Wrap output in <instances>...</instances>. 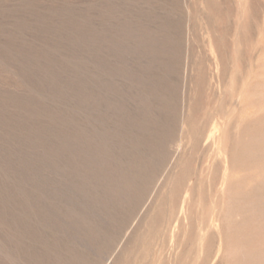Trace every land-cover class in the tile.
Masks as SVG:
<instances>
[{
    "label": "rangeland",
    "instance_id": "374dc122",
    "mask_svg": "<svg viewBox=\"0 0 264 264\" xmlns=\"http://www.w3.org/2000/svg\"><path fill=\"white\" fill-rule=\"evenodd\" d=\"M136 29L146 30L141 40L132 35ZM162 61L178 70L170 72L180 96L173 143L167 156L150 159L158 169L139 189L145 198L133 212L112 206L101 178L93 172L89 182L93 173L84 166L140 165L126 131V72L151 64L146 73L154 76ZM88 93L92 104L83 101ZM93 186L102 199H90ZM0 221V264H264V0H0ZM96 221L100 236L85 239L83 225Z\"/></svg>",
    "mask_w": 264,
    "mask_h": 264
},
{
    "label": "bare ground",
    "instance_id": "6f19581e",
    "mask_svg": "<svg viewBox=\"0 0 264 264\" xmlns=\"http://www.w3.org/2000/svg\"><path fill=\"white\" fill-rule=\"evenodd\" d=\"M145 3H147V2H145ZM150 3V2H149ZM151 4V3H150ZM153 6V5H152ZM150 7V6H149ZM132 9V8H131ZM120 10V9H119ZM117 11V10H116ZM132 11V10H131ZM131 11H130V13H131ZM149 11V10H148ZM145 12V11H144ZM153 12V11H152ZM117 13H118V11H117ZM134 13V12H133ZM149 13V12H148ZM138 14V13H137ZM137 14H136V16L135 17H137ZM144 14V13H143ZM142 14V15H143ZM81 15V14H80ZM141 15V16H142ZM148 15V14H147ZM145 17H149V16H145ZM115 18H117V17H115ZM115 18H112V19H115ZM133 18V17H132ZM131 18V19H132ZM162 18V17H161ZM122 20H125L126 21V19H124V18H121ZM121 19H119L118 21H120ZM147 19V18H146ZM74 20H75V18H74ZM134 20V19H133ZM116 22V23H119V22ZM164 21V20H163ZM170 21V20H169ZM168 20H167V22H169ZM72 22V21H71ZM75 22L76 21H74V24H75ZM110 22H112V21H110ZM114 22V21H113ZM121 23H123L122 21H120ZM62 23H64V22H62ZM126 23V22H125ZM66 24V23H65ZM81 24V23H80ZM79 23H78V25H80ZM86 24V23H85ZM90 24V23H89ZM127 24H128V22H127ZM149 23L147 22V25H148ZM170 24H171V22H170ZM169 24V25H170ZM77 25V24H76ZM75 25V26H76ZM78 25H77V27H78ZM120 25V24H119ZM129 26H130V24H128ZM128 25L126 26V25H124V26H126L127 28H125V30H128ZM136 26L137 24H132V26ZM146 25V24H145ZM144 25V26H145ZM173 25V24H172ZM88 26V25H87ZM90 26V25H89ZM92 26V25H91ZM115 26V25H114ZM171 26V25H170ZM63 27V26H62ZM71 28L73 27V26H70ZM80 27V26H79ZM81 27H82V25H81ZM112 27H113V24H112ZM138 27H140V25L138 26ZM141 27H143V26H141ZM148 28H149V26H147ZM152 27H154V26H152ZM172 27V26H171ZM83 28V27H82ZM95 28V27H94ZM132 28V27H131ZM135 28V27H134ZM134 28H133V30H134ZM158 28V27H157ZM66 29H67V27H66ZM79 28H77V30H78ZM81 29V28H80ZM78 30V31H81V30ZM115 29H117V28H115ZM120 29H121V27H120ZM119 28H118V30H120ZM154 30H156L155 28H153ZM159 29V28H158ZM157 29V30H158ZM168 29H169V27H168ZM70 30H72V29H70ZM96 30V29H95ZM104 30V29H103ZM114 30V29H113ZM117 30V31H118ZM124 30V31H125ZM130 31H131V29H129ZM128 30V31H129ZM149 30V29H148ZM163 30V29H162ZM161 30V31H162ZM82 31H84V30H82ZM105 31V30H104ZM103 31V32H104ZM115 31V30H114ZM121 31H123V30H121ZM121 31H118L119 33L121 32ZM146 31V30H145ZM145 31H137V29L135 30V31H132V35H133V37L134 38H136V39H139V40H141L140 38H142L143 37V34H144V32ZM164 31V30H163ZM171 31V30H170ZM86 32V31H85ZM107 32V31H106ZM118 32H116V33H118ZM159 32H160V30H159ZM165 32H167V31H165ZM173 32V31H172ZM72 33V32H71ZM70 33V34H71ZM88 33V35L89 34H91V31H89V32H87ZM100 33V32H99ZM121 33H123V32H121ZM129 33V32H128ZM78 34V33H77ZM97 34V33H96ZM107 34V33H106ZM152 34V33H151ZM150 34V35H151ZM157 34H158V32H157ZM162 34V33H161ZM71 35H74L73 33L71 34ZM95 35V34H94ZM100 35H102L101 33H100ZM159 35V34H158ZM169 35H170V33H169ZM76 35H74V37H75ZM82 36H85V35H82ZM81 36V37H82ZM87 36V35H86ZM90 36V35H89ZM89 36H87V37H89ZM109 36V35H108ZM122 36V35H121ZM124 36H125V34H124ZM164 36H165V34H164ZM174 36V35H173ZM73 37V36H72ZM80 37V36H79ZM78 37V38H79ZM149 37V36H148ZM91 38V37H90ZM89 38V39H90ZM94 38H99V35H98V37H97V35H96V37H94ZM102 38V37H101ZM129 38V37H128ZM75 39V38H74ZM81 39V38H80ZM91 39H93V38H91ZM100 39V38H99ZM110 39V38H109ZM118 39V38H117ZM79 40V39H78ZM88 40V39H87ZM101 40V39H100ZM113 40V39H112ZM159 40V39H158ZM80 41H84V39L83 40H80ZM86 41V40H85ZM88 41H90V40H88ZM115 41V40H114ZM118 40H116L115 41V46H116V43H118L117 42ZM122 41V40H121ZM129 41V40H128ZM145 41V40H144ZM123 42V41H122ZM126 42V41H125ZM130 42V41H129ZM135 42V41H134ZM138 42H141V41H138ZM137 42V43H138ZM165 42V41H164ZM90 43V42H89ZM107 44H108V42H106ZM145 43V42H144ZM143 43V45H146V43L144 44ZM160 43V42H159ZM169 43V42H168ZM18 44V43H17ZM23 44V43H22ZM110 44V43H109ZM108 44V45H109ZM130 44V43H129ZM133 44V43H132ZM141 44V43H140ZM91 45V44H90ZM110 45H112L113 46V44H110ZM125 45H126V43H125ZM131 45V44H130ZM134 45V44H133ZM160 45V44H159ZM164 45H166V44H164ZM100 46V45H99ZM102 46V45H101ZM111 46V47H112ZM128 46V45H127ZM151 46H152V44H151ZM179 46V45H178ZM140 47V46H139ZM143 46H141V48H142ZM156 47H158V46H156ZM170 47V46H169ZM175 47V49H176V46H173V48ZM103 48V47H102ZM121 48V47H120ZM130 48V47H129ZM128 48V49H129ZM135 48V47H134ZM147 48V47H146ZM101 49V48H100ZM100 49H98V50H100ZM104 50H105V48H103ZM113 49V48H112ZM114 49H117L116 47L114 48ZM131 49V48H130ZM162 49H164L163 47H161V48H159V51H162ZM110 50V49H109ZM108 50V51H109ZM119 50V49H118ZM125 50V49H124ZM123 50V51H124ZM135 51L136 50H138V49H134ZM92 51V50H91ZM101 51H102V49H101ZM100 51V52H101ZM107 51V50H106ZM123 51H121V52H123ZM149 51V49L147 48V50L145 51V54H146V56L147 55H149V53H147ZM158 51V50H157ZM174 51V50H173ZM43 52V51H42ZM93 52V51H92ZM111 52V51H110ZM138 51H136V53H137ZM177 52V51H176ZM91 53V52H90ZM113 53V52H112ZM116 53H117V51H116ZM119 53H120V50H119ZM37 54V53H36ZM93 54V53H92ZM113 54H115V52L113 53ZM113 54H111V55H113ZM118 54V53H117ZM144 54V55H145ZM168 54V53H167ZM110 55V56H111ZM116 55V54H115ZM115 55H113V56H115ZM120 55H121V53H120ZM120 55H118V57L117 58H120ZM124 55V56H123ZM173 55H175V54H173ZM172 55V56H173ZM40 56V55H39ZM47 56V55H46ZM117 56V55H116ZM122 56L123 57H125V54H122ZM138 56H140V55H138ZM167 56H169L170 57V55H167ZM179 56V55H178ZM129 57V56H128ZM140 57H142V56H140ZM140 57H138V58H140ZM158 56H156V58H157ZM163 57V56H162ZM179 57H181V56H179ZM178 57V58H179ZM111 58V57H110ZM116 58V59H117ZM158 58H161V56H159ZM164 58H165V55H164ZM168 58V57H167ZM174 58H176V57H173V59ZM177 58V59H178ZM93 59H94V57H93ZM113 59V58H112ZM111 59V60H112ZM115 59V60H116ZM125 59V58H124ZM127 59V58H126ZM129 59V58H128ZM132 59H133V57H132ZM152 59H154V58H152ZM162 59V58H161ZM97 60V59H96ZM102 60H104L103 58H102ZM49 61V60H48ZM108 60H106L105 61V63L107 62ZM125 61V60H124ZM137 61V60H136ZM141 61H142V59H140V63H141ZM147 61V60H146ZM150 61H151V59H150ZM170 61V60H169ZM173 61H175V59L173 60ZM100 62V61H99ZM113 62H114V60H113ZM116 62V61H115ZM121 62V61H120ZM137 62H139V61H137ZM148 62V61H147ZM146 62V63H147ZM177 62V61H176ZM179 62H181V61H179ZM67 63V62H66ZM122 63V62H121ZM175 63V62H174ZM106 64H108V63H106ZM110 64H111V62H110ZM138 64V63H137ZM102 65V64H101ZM118 65V63L116 64V66ZM125 65V64H124ZM140 65V64H139ZM148 65L150 66L151 64H147V65H144L145 66V68H143V65H142V68L143 69H141V68H139L138 66H131L130 67V65H129V67H130V69H128L127 70V72H126V76H127V78H128V82H129V87H128V93L126 94L128 97V105H127V108H126V112H127V124H126V131H127V134H128V140H129V146H130V150H131V154H132V157L134 158V159H136L137 161H138V159H139V163H140V165H132L131 167H129L128 166V168H123V167H121V166H119L120 165V163H119V165H108V163H107V165H106V163L105 164H98V165H95V167L93 166L94 164H96V163H94V161H91L90 160V162H93V165L91 164V165H86V166H84L85 167V170L84 171H86L87 173H88V171H90V172H94L95 174H97V176H99L101 179H100V182H101V180L103 181V184H104V194H105V196H107V194L109 195V197L110 196H112L113 197V199L114 200H112L111 199V197H110V200H111V203H112V206H114V207H116L117 205H126V206H130V208H131V210L133 211V212H135L136 211V209H137V207H138V205L140 204V202L141 201H143L144 200V198H145V195H144V198H143V196L141 195V194H143V193H139L138 191H139V189L140 190H142L144 187H142V186H144V184H146L147 182H148V180H149V178H152L153 177V175H154V173L156 172V169H158L154 164L153 165H148V163H150V161H152V160H150L152 157H160L161 155H163V154H166L167 153V145L170 143L169 142V139H170V137H171V133H172V127H173V125H174V120H176L175 119V114L178 112V111H176V109H177V103L175 102L176 101V99H178V97H180V96H178L179 95V91H178V89H179V83H178V81H177V79L175 78V77H173L172 75H171V73L170 72H172L173 70H177L173 65H175V64H173L172 62L171 63H169V62H166V61H162V62H160V65H159V70H158V73H156V75H154V76H148L147 75V71H149L148 70ZM154 65V64H153ZM157 65V64H156ZM111 67H113L112 65H111ZM120 67H122V66H120ZM151 67H153L152 65H151ZM118 68V67H117ZM125 68V67H124ZM155 68V67H154ZM107 69V68H106ZM110 69V68H109ZM111 69H114V68H111ZM110 69V70H111ZM116 69V68H115ZM114 69V71L116 72V70ZM158 69V68H157ZM103 70H104V68H103ZM151 70V69H150ZM153 70V69H152ZM156 70V69H155ZM178 71V70H177ZM181 71V70H180ZM179 71V72H180ZM123 72H125V71H123ZM153 72V71H152ZM157 72V71H156ZM116 73H118V72H116ZM149 73V72H148ZM181 73V72H180ZM57 74V73H56ZM175 74V73H174ZM53 75V74H52ZM118 75V74H117ZM176 75V74H175ZM181 75V74H180ZM97 76V75H96ZM96 76H94V77H96ZM119 76V75H118ZM57 77V76H56ZM79 77V76H78ZM88 77H90V76H88ZM99 77V76H98ZM178 78H180L179 76H177ZM52 78H53V76H52ZM77 78V77H76ZM86 78V80L88 81V79H87V76L85 77ZM90 78H93V77H90ZM78 79V78H77ZM96 79V78H95ZM94 79V80H95ZM118 79V78H117ZM116 78L115 79H113L114 81L115 80H117ZM125 79V78H124ZM49 80V79H48ZM91 80V79H90ZM89 80V81H90ZM101 80V79H100ZM51 81V80H50ZM54 81V80H53ZM83 81V80H82ZM85 81V80H84ZM91 81H93V80H91ZM81 81H79V83H80ZM94 82V81H93ZM85 83H86V81H85ZM68 83H66L65 85L66 86H68L67 85ZM109 84V83H108ZM113 84V83H112ZM115 84H117V83H115ZM109 85H111V83L109 84ZM181 85H182V83H181ZM70 86H71V83H70ZM96 87V86H95ZM97 87H99V86H97ZM112 87V86H111ZM123 87V86H122ZM84 88V87H83ZM82 88V89H83ZM101 88H105V86L104 87H101ZM125 88V87H124ZM92 89H94L95 90V88H93L92 87ZM87 90V89H86ZM88 90H90L89 88H88ZM97 90V89H96ZM95 90V91H96ZM99 90V89H98ZM109 90H111V88L109 89ZM100 91V90H99ZM108 91V90H107ZM112 91V90H111ZM80 92H82V91H80ZM90 92V91H89ZM97 92V91H96ZM113 92H115V91H113ZM82 93H84V92H82ZM86 93H87V91H86ZM123 93V92H122ZM114 94V93H113ZM121 94V93H120ZM181 94V93H180ZM82 96H83V94H81ZM84 95H86V94H84ZM94 94H87L86 96H84V97H82L83 98V101H84V98H86L85 100L87 101V103L89 102V100H91L92 99V96H93ZM100 96H101V92H100V94H99ZM116 95H118V94H116ZM115 95V96H116ZM119 96V95H118ZM81 96H79V98H80ZM96 97H97V95H96ZM96 97H94V98H96ZM119 97H121L122 99H123V97H122V95L121 96H119ZM119 97H118V99H119ZM102 98V97H101ZM117 98V97H116ZM125 98V97H124ZM103 99V98H102ZM109 101H111L109 98H107ZM114 99V98H113ZM93 100V99H92ZM96 100V99H95ZM100 100V99H99ZM107 100V101H108ZM119 100H121V99H119ZM124 101H126L127 99H123ZM113 101H115V100H113ZM122 101V100H121ZM92 102V101H91ZM91 102H89V104L91 103ZM101 102V101H100ZM112 102V101H111ZM116 102H118V101H116ZM82 103V102H81ZM85 103L86 102H84L83 104L85 105ZM119 103V102H118ZM122 103V102H121ZM120 103V104H121ZM82 104V105H83ZM88 104V105H89ZM92 104V103H91ZM94 105V104H93ZM102 105V104H101ZM100 105V106H101ZM180 105V104H179ZM91 106V108H92V105H90ZM85 107H86V105H85ZM84 107V108H85ZM96 107V106H95ZM98 107V106H97ZM114 107H116V105H114ZM118 107V106H117ZM87 108V110L86 111H91V110H94V108L93 109H91V108H89V106H87L86 107ZM85 108V109H86ZM91 109V110H90ZM100 109V108H99ZM179 109V108H178ZM31 110V109H30ZM109 110V109H108ZM96 111V110H95ZM105 111V110H104ZM116 111H117V109H116ZM54 112V111H53ZM87 112V113H88ZM97 112V111H96ZM101 111H99V113H100ZM107 112V111H106ZM109 112V111H108ZM107 112V113H108ZM111 112V111H110ZM123 112H124V110H123ZM90 113V112H89ZM92 113V112H91ZM116 113H118V112H116ZM173 113H175V114H173ZM180 113V112H179ZM178 113V114H179ZM91 115V114H90ZM95 115V114H94ZM101 115V114H100ZM93 116V115H92ZM107 116V115H106ZM178 116V115H177ZM94 117V116H93ZM97 117V116H96ZM99 118V117H98ZM110 120H111V118H109ZM108 119V120H109ZM114 119V118H113ZM107 120V121H108ZM117 120V119H116ZM28 121V120H27ZM92 122H94V121H92ZM96 122H98L97 120H96ZM100 122V121H99ZM101 122H103V123H101L102 125L104 124V121H101ZM106 122V121H105ZM107 123V122H106ZM76 125V124H75ZM102 125L100 126V127H102ZM107 125V124H106ZM106 125L104 124V128H106ZM118 126V125H117ZM108 128H110V127H108ZM108 128H107V130L106 131H108ZM112 128V127H111ZM121 128V127H120ZM119 128V129H120ZM82 129V128H81ZM80 129V130H81ZM84 129V128H83ZM92 129H93V127H92ZM96 129V128H95ZM94 129V130H95ZM99 128H97L96 130H98ZM174 129H176V128H174ZM173 129V131H175ZM87 130V128H85V130H84V133L83 132H81L83 135L82 136H85L84 134L87 132L86 131ZM90 130V129H89ZM88 130V131H89ZM100 130H101V128H100ZM105 130V129H104ZM103 130V131H104ZM110 130V129H109ZM86 131V132H85ZM99 131V130H98ZM112 131V130H111ZM121 131H122V129H121ZM96 133V131H93V133ZM110 132V131H109ZM115 132H117V133H119L120 132V130H119V132L118 131H114L113 133H114V135L116 134ZM94 133V135H97V134H95ZM111 133V132H110ZM113 133H111L110 135H113ZM76 134H77V132H76ZM76 134H73L72 136H74V135H76ZM78 134L80 135V137H81V134L79 133V131H78ZM87 134L88 133H86V136H87ZM90 134H91V132H90ZM89 134V135H90ZM120 134H122V133H120ZM173 134V133H172ZM69 135V134H68ZM66 136V135H65ZM78 136V135H77ZM76 136V137H77ZM86 136H85V138H86ZM93 136V135H92ZM92 136H90L91 137V139H92ZM98 136V135H97ZM97 136H94V137H97ZM104 136V135H103ZM174 136V135H173ZM172 136V137H173ZM58 137V136H57ZM79 137V138H80ZM99 137V136H98ZM105 137H106V135H105ZM119 137V136H118ZM118 137L116 136L115 138H117L118 139ZM67 138H68V136H67ZM82 138V137H81ZM80 138V139H81ZM73 139L74 140H78V139H76L75 138V136L73 137ZM79 139V140H80ZM82 139H84V137L82 138ZM86 139H88V138H86ZM98 140H99V138H97ZM101 139V138H100ZM126 139V138H125ZM201 139V138H200ZM90 140V139H89ZM93 140V139H92ZM104 139H102V140H99V141H103ZM120 141H121V138L119 139ZM122 140H123V137H122ZM81 141V140H80ZM79 141V142H80ZM95 141V144L96 143H98V142H96V140H94ZM171 141V140H170ZM79 142H78V144H79ZM88 142H90L91 144H92V142L91 141H88L87 140V144H88ZM104 143H105V145L107 144L106 143V141H103ZM103 142H100V144L102 145L103 144ZM122 142H124V140L122 141ZM127 142V141H126ZM125 143V142H124ZM171 143H173V141L171 142ZM170 143V144H171ZM84 144H85V142H84ZM94 144V143H93ZM126 144V143H125ZM96 145H98L99 146V144H96ZM172 145V144H171ZM55 146V145H54ZM80 146H81V144H80ZM82 146H84L83 144H82ZM85 146H86V144H85ZM88 146V145H87ZM104 146V145H103ZM119 146V145H118ZM117 146V147H118ZM121 146V145H120ZM125 146V145H124ZM169 147H170V145H168ZM89 147V146H88ZM92 147H94L93 145H92ZM97 147V146H96ZM100 147V146H99ZM99 147H97L98 148V151H99V149H102V146L99 148ZM105 147V146H104ZM103 147V148H104ZM106 148L108 149V147L106 146ZM106 148H104V149H106ZM122 148V147H121ZM128 148V147H127ZM89 149V148H88ZM54 150V149H53ZM85 150V149H84ZM103 150V149H102ZM169 150V149H168ZM86 153H88V150L86 149ZM89 151H91V150H89ZM96 151V150H95ZM97 151V152H98ZM108 151V150H107ZM51 152H53L52 150H51ZM60 152V151H59ZM83 152V151H82ZM99 152H101V151H99ZM98 152V153H99ZM104 153H105V150L103 151ZM102 152V153H103ZM119 152H120V150H119ZM122 152V151H121ZM124 152H125V150H124ZM169 152H171V150L169 151ZM56 153V152H55ZM81 153V152H80ZM79 153V154H80ZM95 153V152H94ZM93 153V155H95ZM103 153V154H104ZM108 153V152H107ZM127 153V152H126ZM53 154V153H52ZM57 154V153H56ZM59 154V153H58ZM75 154V153H74ZM101 153H99V154H96V156L98 157V155L99 156H101V157H103L104 158V156L103 155H100ZM108 154H111V153H108ZM107 154V155H108ZM168 154H170V153H168ZM73 155V154H72ZM81 155V154H80ZM92 155V154H91ZM105 156H106V154H105ZM109 156V155H108ZM131 156V155H130ZM166 156H167V154H166ZM166 156H164V158H166ZM73 157V156H72ZM126 157V156H125ZM99 158V157H98ZM106 158V157H105ZM161 159H162V157H160ZM102 159V158H101ZM108 159V158H107ZM115 159V158H114ZM129 159H130V157H129ZM156 160H157V158H155ZM159 159V158H158ZM88 160V159H87ZM100 160V159H99ZM98 160V161H99ZM104 160V159H103ZM106 160V159H105ZM136 160H132V162H134V161H136ZM101 161V160H100ZM99 161V162H100ZM117 161V160H116ZM129 161V160H128ZM127 161V162H128ZM154 161V160H153ZM159 161V160H158ZM161 161V160H160ZM130 162V161H129ZM156 162V161H155ZM154 162V163H155ZM88 163H89V161H88ZM152 163V162H151ZM138 164V163H137ZM141 164H144V165H141ZM156 164V163H155ZM158 164V163H157ZM60 166V165H59ZM67 166V167H66ZM71 166V165H70ZM73 166V165H72ZM76 166V165H75ZM74 166V167H75ZM80 166V165H79ZM160 166V165H159ZM68 168V165H65V166H62V168ZM97 167H99V168H97ZM56 168V167H55ZM61 168V167H60ZM65 168H64V170H65ZM156 168V169H155ZM69 169H71V167H69ZM77 170L78 169H80V168H76ZM99 169H102V170H104V171H102L103 173H101V171L100 172H98L99 171ZM63 170V169H62ZM72 170V169H71ZM71 170H70V172H71ZM75 170V169H74ZM73 170V171H74ZM98 170V171H97ZM76 171V170H75ZM78 171H80V170H78ZM77 171V172H78ZM83 171V170H82ZM64 173H66V171H64ZM72 173V172H71ZM82 174L83 173H85V172H81ZM87 173H86V175H87ZM94 173H93V177L92 178H88V181L89 182H91V179H94ZM69 174V173H68ZM75 175V174H74ZM80 175V174H79ZM85 175V176H86ZM66 176H68L67 174H66ZM71 176V175H70ZM88 176V175H87ZM69 177V176H68ZM74 177V176H73ZM78 177H81V175L80 176H78ZM89 177H91L90 175H89ZM155 177V176H154ZM76 178V177H75ZM87 178V177H86ZM72 178H70L69 180H71ZM77 179V178H76ZM76 179H72V180H76ZM83 179H84V177H83ZM96 179V178H95ZM97 179H98V177H97ZM68 180V179H67ZM71 180V181H72ZM82 180V179H81ZM87 180V179H86ZM125 181H126V183H125ZM25 182V181H24ZM87 182V181H86ZM89 182H87V184H89ZM125 184H124V183ZM73 183H78L77 181L76 182H74V181H72V184ZM79 183H80V181H79ZM82 183V185L83 186H85L86 185V183H85V180L83 181V182H81ZM81 183H80V185H81ZM97 183V182H96ZM96 185V184H94V183H91V185ZM23 185V184H22ZM74 185V184H73ZM20 186V185H19ZM96 186H98V185H96ZM25 187V186H24ZM88 186H86V188H87ZM91 188H92V186H90ZM10 188V187H9ZM89 188V187H88ZM87 188V189H88ZM83 189V188H82ZM82 189H80V190H82ZM176 189V188H175ZM14 190V189H13ZM20 190V189H19ZM145 190V189H144ZM178 190V189H177ZM23 191H25V190H23ZM30 191V190H29ZM41 191V190H40ZM77 191H79L78 190V188H77ZM88 191V190H87ZM92 191V192H91ZM102 191V190H101ZM146 191V190H145ZM176 191V190H175ZM11 192V191H10ZM26 192V191H25ZM30 192H32V191H30ZM83 192H84V194L85 193H87L86 191H85V188L83 189ZM90 192V193H89ZM87 194H91V196H90V199H93V198H95V197H98V192H97V190L96 189H94V186H93V189H91L90 191H89ZM178 191H176V193H177ZM33 193V192H32ZM75 193V192H74ZM102 193H103V191H102ZM101 193V195H103ZM181 193V192H180ZM180 193H178V194H180ZM34 194V193H33ZM77 194H78V192H77ZM146 194V193H145ZM13 195L15 196V194H14V191H13ZM27 195H29V193L27 194ZM100 195V196H101ZM42 196V195H41ZM44 196V195H43ZM46 196V195H45ZM86 196V195H85ZM88 196V195H87ZM98 197L97 199H99L100 200V198L101 197ZM104 196V201L103 202H105V200H106V197ZM37 197V196H36ZM108 197V196H107ZM19 198V197H18ZM48 198V197H47ZM85 198V197H84ZM83 197H82V199H84ZM34 199V198H33ZM86 199V198H85ZM87 199L88 200H90L88 197H87ZM102 199V198H101ZM28 200H29V198H28ZM48 200V199H47ZM94 201H95V199H93ZM98 200V201H99ZM9 201V200H8ZM32 201V200H31ZM42 201V200H41ZM44 201H46V200H44ZM56 201V200H55ZM86 201V200H85ZM92 200H90V202H91ZM109 201V199L106 201V202H108ZM13 202V201H12ZM39 202V201H38ZM62 202V201H61ZM82 202H84V201H82ZM88 202V201H87ZM97 202V201H96ZM22 203V202H21ZM43 203V202H42ZM53 203V202H52ZM58 203V202H57ZM63 203V202H62ZM93 203V202H92ZM110 203V204H111ZM18 204V203H17ZM20 204V203H19ZM30 204V203H29ZM65 204V203H64ZM89 204V203H88ZM94 204H95V202H94ZM101 204V203H100ZM105 203H103V205H104ZM107 204V206H108V204L109 203H106ZM3 205V204H2ZM34 205V204H33ZM55 205V204H54ZM90 205V204H89ZM98 205V204H97ZM59 206V205H58ZM62 206H63V204H62ZM62 206H60L61 208H62ZM86 206V205H85ZM15 207V206H14ZM35 207V206H34ZM41 207V206H40ZM53 207V206H52ZM93 207H95L94 205H93ZM97 207V206H96ZM102 207V206H101ZM101 207L99 208V209H101ZM12 208H13V206H12ZM21 208V207H20ZM25 208V207H24ZM39 208V207H38ZM58 208V207H57ZM55 209V211H57V210H59V208L58 209ZM41 209V208H40ZM84 209V208H83ZM86 209V208H85ZM88 209V208H87ZM94 209H96V208H94ZM99 209H98V211H99ZM109 209V208H108ZM14 210V209H13ZM32 210V209H31ZM70 211H72L71 209H69ZM104 210H105V208H104ZM110 210V209H109ZM112 210H114V208L112 209ZM36 211V210H35ZM86 211V210H85ZM11 212V211H10ZM27 212V211H26ZM91 212H92V210H91ZM99 212H101V210L99 211ZM104 212V211H103ZM115 212H117V210L115 211ZM133 212H132V214H129L128 215V217L127 218H130V219H132V215H133ZM4 213V212H3ZM16 213V212H15ZM14 213V214H15ZM17 213H19V212H17ZM23 213V212H22ZM28 213V212H27ZM38 213V212H37ZM59 213H61V212H59ZM88 213V212H87ZM90 213V212H89ZM118 213H121L122 215H123V212H118ZM130 213V212H129ZM11 214V213H10ZM84 214V213H83ZM105 214H106V212H105ZM111 214V213H110ZM120 214V215H121ZM18 215V214H17ZM42 215V214H41ZM47 215V214H46ZM77 215V214H76ZM98 215V214H97ZM107 215V214H106ZM115 215H116V213H115ZM121 215V216H122ZM62 216H63V214H62ZM78 216V215H77ZM87 216V215H86ZM124 216V215H123ZM51 217H52V214H51ZM61 217V216H60ZM73 217V216H72ZM89 217H91V216H89ZM35 218V217H34ZM53 218V217H52ZM64 218V217H63ZM93 218V217H92ZM114 218V217H113ZM2 219V218H1ZM36 219V218H35ZM38 219V218H37ZM41 219V218H40ZM48 219H50V218H48ZM59 219V218H58ZM65 219V218H64ZM74 219V218H73ZM72 219V220H73ZM87 219H88V217H87ZM95 219H96V217H95ZM103 219V218H102ZM102 219H100V221L102 220ZM109 219V218H108ZM134 219V218H133ZM31 220V219H30ZM54 220V219H53ZM61 220V219H60ZM78 220V219H77ZM82 220V219H81ZM80 220V221H81ZM118 220V219H117ZM5 221V220H4ZM7 221V220H6ZM28 221V220H27ZM34 221V220H33ZM36 221V220H35ZM40 221H42V220H40ZM46 221V220H45ZM50 221V220H49ZM55 221V220H54ZM66 221V220H65ZM69 221V220H68ZM74 221V220H73ZM91 221V220H90ZM92 221H94V218H93V220ZM113 221H114V219H113ZM120 221V220H119ZM128 221V220H127ZM1 222V221H0ZM23 222V221H22ZM26 222V221H25ZM51 222V221H50ZM97 222L98 221H96V222H93L94 224L93 225H91V224H89V223H87V224H84L83 225V229L85 230V239L86 238H90L92 241L93 240H96V239H94L95 237H99L100 236V233H101V231L99 230V225L97 224ZM4 223H6V222H4ZM28 223V222H27ZM30 223V222H29ZM53 223V222H52ZM56 223H59V222H56ZM72 224H73V222H71ZM80 223V222H79ZM108 223V222H107ZM116 223V222H115ZM114 223V224H115ZM12 223H10V225H11ZM23 224V223H22ZM45 224V223H44ZM43 224V225H44ZM109 224V223H108ZM111 224L113 225V223L111 222ZM111 224H109V225H111ZM118 224V223H117ZM5 225V224H4ZM39 225V224H38ZM53 225V224H52ZM65 225V224H64ZM77 225H78V223H77ZM31 226V225H30ZM79 226V225H78ZM105 226V225H104ZM25 227V226H24ZM34 227V226H33ZM44 227V226H43ZM53 227V226H52ZM59 227H60V225H59ZM77 227V226H76ZM81 227V226H80ZM110 227V226H109ZM38 228V227H37ZM51 228V227H50ZM61 228V227H60ZM112 228V227H111ZM11 229V228H10ZM16 229V228H15ZM31 229V228H30ZM36 229V228H35ZM47 229V228H46ZM49 229V228H48ZM59 229V228H58ZM62 229V228H61ZM117 229H120V232H121V230H123V225H122V223H121V225L119 224V225H117L116 226V229H114L113 230V228H112V230H113V233L115 232V230H117ZM125 229V228H124ZM19 230V229H18ZM55 230V229H54ZM54 230H53V232H54ZM60 230V229H59ZM63 230V229H62ZM46 231V230H45ZM58 231V230H57ZM103 231V230H102ZM21 232V231H20ZM38 232V231H37ZM40 232V231H39ZM46 232H48V231H46ZM51 232V231H50ZM52 232V233H53ZM106 232V231H105ZM104 232V233H105ZM15 233V232H14ZM41 233V232H40ZM60 233V232H59ZM104 233H103V235H104ZM38 234V233H37ZM55 234H56V232H55ZM14 235V234H13ZM26 235V234H25ZM46 235V234H45ZM106 235V234H105ZM104 235V236H105ZM115 235V234H114ZM123 235V234H122ZM27 236V235H26ZM54 236H56V235H54ZM110 236V235H109ZM57 237V236H56ZM106 237V236H105ZM107 237H108V234H107ZM111 237V236H110ZM114 237V241H115V236H113ZM32 238V237H31ZM36 238V237H35ZM38 238H41V237H39L38 236ZM51 238V237H50ZM116 238H117V235H116ZM33 239V238H32ZM118 239V238H117ZM15 240V239H14ZM46 240V239H45ZM48 240V239H47ZM46 240V241H47ZM70 240V239H69ZM113 240V239H112ZM119 240V239H118ZM35 241V240H34ZM71 241V240H70ZM84 241V240H83ZM107 241H110V238H108V240ZM19 243L21 242V241H18ZM18 242H16V243H18ZM23 242V241H22ZM27 242V241H26ZM43 242V241H42ZM52 242V241H51ZM64 242V241H63ZM62 242V243H63ZM74 242V241H73ZM99 242V241H98ZM105 243H106V241H104ZM118 242V241H117ZM39 243H41V242H39ZM54 243H56V242H54ZM58 243V242H57ZM110 243H112V242H109V244ZM20 244H22V243H20ZM19 244V245H20ZM30 244V243H29ZM29 244H28V246H29ZM45 244V243H44ZM66 244V243H65ZM71 244V243H70ZM19 245L18 244H16V246H18L19 247ZM46 245V244H45ZM44 245V246H45ZM108 245V244H107ZM112 245V244H111ZM256 245V244H255ZM23 246V245H22ZM22 246H20V247H22ZM37 246V245H36ZM64 246V245H63ZM87 246V245H86ZM18 247H17V250H18ZM19 247V248H20ZM26 247V246H25ZM32 247H34V246H32ZM39 247V246H38ZM43 247V246H42ZM52 247V246H51ZM66 247V246H65ZM64 247V248H65ZM101 247V246H100ZM109 247H111V246H109ZM23 248V247H22ZM45 248V247H44ZM88 248V247H87ZM93 248V247H92ZM257 248H260V247H256V249ZM47 249V248H46ZM50 249V248H49ZM19 250H22V249H19ZM45 250V249H44ZM53 252H54V247H53ZM51 250V251H52ZM59 250V249H58ZM70 250V249H69ZM73 250V249H72ZM91 250V249H90ZM261 250V249H260ZM71 251V250H70ZM75 251H76V249H75ZM80 251V250H79ZM254 251H255V249H254ZM24 252V251H23ZM22 252V253H23ZM48 252V251H47ZM82 252V251H81ZM80 252V253H81ZM257 252L258 251H256V254H257ZM20 253H21V251H20ZM26 253V252H25ZM24 253V254H25ZM64 253V252H63ZM71 253V252H70ZM86 252H84V254H85ZM88 253V252H87ZM259 253V252H258ZM28 254V253H27ZM58 254H59V252H58ZM81 254H83V253H81ZM83 254V255H84ZM38 255H39V252H38ZM60 255V254H59ZM73 255V254H72ZM87 255H89V254H87ZM260 255H261V252H260ZM262 255H264V254H262ZM261 255V256H262ZM24 256V255H23ZM27 256V255H26ZM25 256V257H26ZM31 255H29V257H30ZM48 256H50V255H48ZM58 256V255H57ZM261 256H259V258L261 257ZM29 257H27V258H29ZM54 257V256H53ZM68 257V256H67ZM255 257H256V259L258 258L257 257V255H255ZM51 258V257H50ZM72 258V257H71ZM263 258V257H262ZM32 259V258H31ZM53 259V258H52ZM63 259V258H62ZM73 259V258H72ZM82 259V258H81ZM261 259V258H260ZM29 260V259H28ZM37 261H38V259H36ZM61 260V259H60ZM75 260H76V258H75ZM86 260V259H85ZM31 261V260H30ZM68 261V260H67ZM72 261H74V260H72ZM81 260H79V262H80ZM259 261V260H258ZM32 262H34L33 260H32ZM41 262V261H40ZM75 262V261H74ZM76 262H78V261H76ZM82 262H83V259H82ZM88 262V261H87ZM256 262V261H255ZM260 263H262L261 262V260L259 261ZM35 263V262H34ZM49 263V262H48ZM65 263V262H64ZM73 263V262H72ZM256 263H258V262H256ZM38 264H39V262H38ZM42 264V263H41ZM47 264V263H46ZM53 264V263H52ZM56 264V263H55ZM81 264V263H80ZM84 264H85V262H84ZM263 264V263H262Z\"/></svg>",
    "mask_w": 264,
    "mask_h": 264
}]
</instances>
